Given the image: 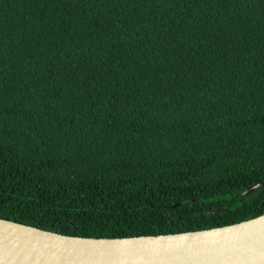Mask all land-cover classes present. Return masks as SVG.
Returning <instances> with one entry per match:
<instances>
[{"label":"trees","instance_id":"1","mask_svg":"<svg viewBox=\"0 0 264 264\" xmlns=\"http://www.w3.org/2000/svg\"><path fill=\"white\" fill-rule=\"evenodd\" d=\"M262 181L264 0H0V218L195 231Z\"/></svg>","mask_w":264,"mask_h":264},{"label":"water","instance_id":"2","mask_svg":"<svg viewBox=\"0 0 264 264\" xmlns=\"http://www.w3.org/2000/svg\"><path fill=\"white\" fill-rule=\"evenodd\" d=\"M261 187L264 181L244 193ZM0 222L55 240L19 242L0 232V264H264V213L208 229L115 238L66 235L4 218Z\"/></svg>","mask_w":264,"mask_h":264},{"label":"bare ground","instance_id":"3","mask_svg":"<svg viewBox=\"0 0 264 264\" xmlns=\"http://www.w3.org/2000/svg\"><path fill=\"white\" fill-rule=\"evenodd\" d=\"M0 232L14 237L17 239L19 242H27V243H46L49 242L50 240H54V238L46 237L42 238L38 236L37 234H29L24 231H19L17 228H15L12 225L0 222ZM55 241V240H54Z\"/></svg>","mask_w":264,"mask_h":264}]
</instances>
